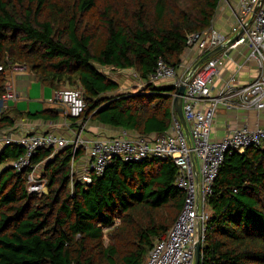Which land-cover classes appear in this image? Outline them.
Instances as JSON below:
<instances>
[{
  "label": "trees",
  "instance_id": "1",
  "mask_svg": "<svg viewBox=\"0 0 264 264\" xmlns=\"http://www.w3.org/2000/svg\"><path fill=\"white\" fill-rule=\"evenodd\" d=\"M222 0H0V99L9 71L25 64L56 92L82 89L90 122L139 136L171 131L176 86L121 93L104 69L147 81L162 58L180 67L188 36L209 29ZM59 108L6 109L18 119L59 121ZM73 126L72 129H76ZM84 149H42L47 191L29 194L28 171L11 165L24 149H0V264H144L177 221L185 192L171 159H115L84 183L72 173ZM200 264H264V145L227 156L207 201Z\"/></svg>",
  "mask_w": 264,
  "mask_h": 264
},
{
  "label": "built area",
  "instance_id": "2",
  "mask_svg": "<svg viewBox=\"0 0 264 264\" xmlns=\"http://www.w3.org/2000/svg\"><path fill=\"white\" fill-rule=\"evenodd\" d=\"M233 15L228 36L215 28L214 21L209 29L188 36L186 53L196 56L191 66L181 64L180 67H173L160 58L154 72L145 81L153 84L173 83L177 88L174 98L184 85L183 113L188 133L175 112L171 131L163 135L148 138L120 130L119 136L87 142L82 134L92 116L88 117V103L82 89H62L54 92L48 100L64 114L69 121L68 128L77 126L75 139L52 131L41 134L19 131L17 134L15 130L9 133L1 130V147L16 145L24 149V154L11 165L18 172L28 171L29 194L41 196L47 191L48 180L39 174L42 165L34 163V158L42 149H53L54 152L66 147H72L74 152L87 149L91 161L83 167L79 178L88 184L93 177L102 176L115 159L124 163H141L148 158L171 159L178 171L176 185L186 194L184 205L173 227L154 244L144 264H195V245L200 242L203 246L210 219L207 201L214 193V184L226 157L264 145L262 127L251 129L241 126L229 130L221 139L212 138L220 110H264V4L262 0H238ZM220 46L224 47L220 53L205 61L207 63H202L201 68L195 69V63ZM242 46H248L250 50L246 63L254 61L257 64L255 79L246 85H239L238 74L243 67L238 66L237 71L215 89L214 78L219 74V69L230 58V52ZM15 74V67H12L6 92L0 99L1 113L11 103L26 98L25 91L17 86ZM134 75L140 79L137 73ZM75 164L72 173L74 171L78 176Z\"/></svg>",
  "mask_w": 264,
  "mask_h": 264
},
{
  "label": "crops",
  "instance_id": "3",
  "mask_svg": "<svg viewBox=\"0 0 264 264\" xmlns=\"http://www.w3.org/2000/svg\"><path fill=\"white\" fill-rule=\"evenodd\" d=\"M264 4V0H262ZM238 5V0H222L221 4L217 10L216 16L214 18V26L220 32L227 34L230 33L233 18H234V10ZM249 47L242 46L237 50H232L230 52V58L227 60L225 65L219 69V74L214 78V87L217 89L221 87L236 71L238 66H242V70L238 74V84L246 85L249 82L253 81L257 75V64L253 61L250 63H246L247 55L249 54ZM196 60V56L193 53H184L182 57V65L191 66ZM200 62V61H199ZM198 62V63H199ZM198 63H195L196 66ZM133 75L136 73L132 71ZM135 76V75H134ZM15 78L17 81V86L21 91H25L26 98L17 103H11L10 108L17 110L18 112H26L35 114L43 109L52 108L53 105L49 104L48 100L51 98L50 90L48 88L42 87L38 81L32 77L29 73H17L15 74ZM137 78V77H136ZM138 79V78H137ZM137 83L132 85L131 90H125L123 92V87L120 86L121 93H131L132 95H136L139 93L142 95L145 94H157L160 92H147L145 88L147 86V82L138 79ZM34 83L38 84V89L36 85V91L33 89ZM173 83H161L155 84V88L161 89L167 85H171ZM129 85L126 86L128 88ZM125 88V87H124ZM52 93V92H51ZM175 111V110H174ZM3 113V112H2ZM0 112V115L2 114ZM68 120L61 116L59 121H45V120H36L30 118L18 119L15 125L11 128L4 129L7 133L15 130V133H20L19 131L29 132L34 134H41L43 132L52 131L56 134H59L63 137H71L75 139V135L77 132L76 129L68 128ZM240 126H248L251 129H256L257 127L264 128V110L257 111H247V112H235V111H225L220 110L217 118L215 120V125L213 128L212 138L213 139H221L229 130L238 128ZM15 127V128H14ZM13 128V129H12ZM20 129V130H19ZM120 130H116L110 127L102 126L97 123L90 122L88 126L85 128L82 136L83 139L87 142H91L96 138H109L116 137L120 135ZM131 135L136 136L135 132H130ZM155 135H152L148 138H152ZM3 146H0V149ZM90 156L87 149H84L82 155L79 157V160L75 164L76 171L78 172V177H80L81 170L85 165L90 164Z\"/></svg>",
  "mask_w": 264,
  "mask_h": 264
},
{
  "label": "rangeland",
  "instance_id": "4",
  "mask_svg": "<svg viewBox=\"0 0 264 264\" xmlns=\"http://www.w3.org/2000/svg\"><path fill=\"white\" fill-rule=\"evenodd\" d=\"M228 35H229V32L227 33V36ZM205 63H207V62H205ZM14 67H15V70L17 73H29L32 77L35 78L31 69H29L25 64H22L20 66L17 65ZM200 68H201V66H200ZM200 68L198 69V71L200 70ZM103 71L105 73H107L115 81H117L121 87H123V90H124L123 92H125V90L134 89L131 87H132V85L134 87V85L137 83L136 81H138V79L133 75L132 71H111L110 69H104ZM165 83H169V82H165ZM34 84L35 85L33 86V89L36 91L38 89V84L37 83H34ZM36 85H37V89H36ZM127 85H129L128 88H126ZM39 88H41V90H44V89H42L43 87H39ZM64 89H69V88L65 87ZM50 91L52 92V90H50ZM51 92H50V94H51V98H52L54 92H52V93ZM65 137L72 139L71 137H67V136H65ZM39 174H41V176H42V166L39 168Z\"/></svg>",
  "mask_w": 264,
  "mask_h": 264
},
{
  "label": "water",
  "instance_id": "5",
  "mask_svg": "<svg viewBox=\"0 0 264 264\" xmlns=\"http://www.w3.org/2000/svg\"><path fill=\"white\" fill-rule=\"evenodd\" d=\"M258 9V8H257ZM257 11V10H256ZM224 47L220 46L214 51L207 54L204 58L200 60V62L196 65L195 69L198 68L202 63L210 59L211 57L217 55L223 50ZM185 94V87L182 85L179 90L177 96L174 98L173 104H174V110L182 123L184 130L186 133H188V126L187 122L183 113V96ZM202 260V245L200 242H197L195 245V264H200Z\"/></svg>",
  "mask_w": 264,
  "mask_h": 264
}]
</instances>
